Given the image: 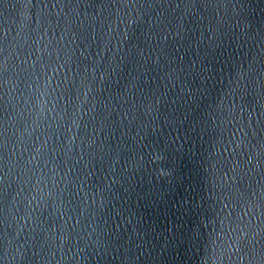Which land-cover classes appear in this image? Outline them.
I'll list each match as a JSON object with an SVG mask.
<instances>
[{"label": "water", "instance_id": "obj_1", "mask_svg": "<svg viewBox=\"0 0 264 264\" xmlns=\"http://www.w3.org/2000/svg\"><path fill=\"white\" fill-rule=\"evenodd\" d=\"M0 39V264H247L264 0H0Z\"/></svg>", "mask_w": 264, "mask_h": 264}, {"label": "snow or ice", "instance_id": "obj_2", "mask_svg": "<svg viewBox=\"0 0 264 264\" xmlns=\"http://www.w3.org/2000/svg\"><path fill=\"white\" fill-rule=\"evenodd\" d=\"M60 2H64V0H60ZM67 2L71 3L72 0H67ZM24 4L27 7L28 5L33 4V0H24ZM37 23H39V21H37ZM4 51L5 49L3 46V40L0 39V80H2L8 72V60L3 55ZM40 95H44V93H39V95L37 96V101H39ZM0 127H2V124H0ZM5 147L6 145L4 143V134L3 132H0V211H2V204L7 196V192L4 187L5 178L3 175L5 163ZM261 149L262 150L260 155L264 157V145L261 146ZM250 162L251 161H249V163ZM245 195H247L246 191ZM251 195L253 197H256V200L253 201L254 206L260 212V215L264 216V186H262L261 193L258 194L253 191ZM241 222H243L242 218ZM2 223L3 221L0 220V224ZM251 223L252 221L249 220L245 227L250 229ZM227 235L230 240L228 247L235 249L233 255H240L241 260H246L247 264H264V221H262L261 233H253L250 235L249 231H245L242 228H232ZM257 236H259V238H256Z\"/></svg>", "mask_w": 264, "mask_h": 264}]
</instances>
